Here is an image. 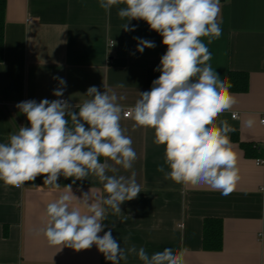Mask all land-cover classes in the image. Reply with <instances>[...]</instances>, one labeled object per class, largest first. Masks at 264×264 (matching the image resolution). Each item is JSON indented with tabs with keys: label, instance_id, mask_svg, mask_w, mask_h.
Masks as SVG:
<instances>
[{
	"label": "crops",
	"instance_id": "0c3cea01",
	"mask_svg": "<svg viewBox=\"0 0 264 264\" xmlns=\"http://www.w3.org/2000/svg\"><path fill=\"white\" fill-rule=\"evenodd\" d=\"M124 6L105 11L99 0H5L0 142H8L9 134L20 127H30L16 107L20 102L63 98L73 111L88 98L87 89L95 86L101 93L116 94L117 103L126 110L134 106L139 93L151 90L148 72L159 67L167 47L146 21L120 19L118 8ZM220 9L222 35L211 44L202 38L212 54L209 63L221 78L230 71L247 74L246 91L232 92L238 103L220 117L235 129L230 133L239 169L234 190L223 195L204 184L165 179L157 170L164 164V146L154 143V131L133 128L134 121L122 118L137 158L128 170L107 161L117 168L107 174L130 177L134 172L142 191L120 205L121 214L108 210L104 231L111 230L121 248L135 245L149 255L164 248L186 249V264H264V163L256 162L264 160V0H220ZM125 23L135 30L125 31L121 28ZM134 38L152 41L155 47L140 53ZM54 77L62 78L66 86ZM120 83L125 86L117 87ZM57 89H63L62 97L53 95ZM250 117H255L251 128L245 124ZM240 143L252 145L255 157L245 154ZM43 180L44 176H37L20 188L0 181V264H112L95 245L58 251L38 232L46 221L47 204L65 185L72 184L73 195L80 198L91 188L102 190L98 178L89 175L73 184V178L61 176L58 190ZM206 218H218L223 224L217 250L202 246ZM120 264L143 262L129 255Z\"/></svg>",
	"mask_w": 264,
	"mask_h": 264
},
{
	"label": "clouds",
	"instance_id": "9594fccd",
	"mask_svg": "<svg viewBox=\"0 0 264 264\" xmlns=\"http://www.w3.org/2000/svg\"><path fill=\"white\" fill-rule=\"evenodd\" d=\"M121 4L125 6L118 8L120 19L146 21L167 47L155 69L161 74L151 90L139 93L134 106L126 110L117 103L116 94L101 93L95 86L87 89V99L75 105L78 113L64 99L20 102L16 107L30 127L22 126L9 134L8 142H0V181L20 188L42 175L44 185L58 190L61 176L73 178L74 184L92 175L102 190L91 188L77 198L68 184L47 204L46 221L38 232L49 246L81 251L95 245L112 264L127 261L129 255L143 264H186V249L164 248L149 255L143 247L121 248L111 230L104 231L108 210L121 214L120 205L142 191L134 172L130 177L108 175L117 168L107 161L128 170L137 158L132 139L121 126L122 118H127L134 121L133 128L152 129L154 143L164 146V164L157 170L165 179L204 184L223 195L234 190L239 169L230 133L235 129L220 117L231 112L238 99L230 91V79L221 78L209 63L212 54L202 42L207 37L211 44L222 35L220 0H99L105 11ZM121 28L135 30L126 23ZM134 39L140 53L155 47L152 41ZM54 79L66 86L62 78ZM53 95L62 97L63 89L54 90ZM245 124L253 127L255 117ZM101 232L103 236L98 235Z\"/></svg>",
	"mask_w": 264,
	"mask_h": 264
},
{
	"label": "trees",
	"instance_id": "16d2710c",
	"mask_svg": "<svg viewBox=\"0 0 264 264\" xmlns=\"http://www.w3.org/2000/svg\"><path fill=\"white\" fill-rule=\"evenodd\" d=\"M4 13H5V0H0V61L3 59V25H4ZM122 63V62H120ZM160 76V72L156 70H150L147 75V84L152 87V82ZM233 87L230 89L231 92H245L247 89V74L240 71H230L228 73ZM79 109L75 108L73 112L78 113ZM70 123V121H69ZM245 154L253 155L255 148L248 143H240ZM255 157V155H253ZM102 157L100 158V161ZM222 225L218 218H206L203 222V233H202V246L207 250H217L221 247L222 243Z\"/></svg>",
	"mask_w": 264,
	"mask_h": 264
},
{
	"label": "built area",
	"instance_id": "2783aa9c",
	"mask_svg": "<svg viewBox=\"0 0 264 264\" xmlns=\"http://www.w3.org/2000/svg\"><path fill=\"white\" fill-rule=\"evenodd\" d=\"M110 44H112V43L110 42ZM232 117H233V114H232ZM261 123H264V118L261 119ZM256 162L261 164V163H264V160L259 158V159L256 160Z\"/></svg>",
	"mask_w": 264,
	"mask_h": 264
}]
</instances>
